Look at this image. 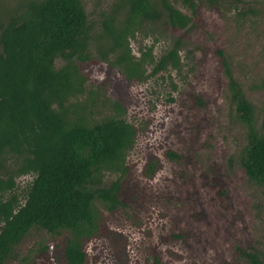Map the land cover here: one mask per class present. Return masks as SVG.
<instances>
[{
	"label": "rangeland",
	"instance_id": "obj_1",
	"mask_svg": "<svg viewBox=\"0 0 264 264\" xmlns=\"http://www.w3.org/2000/svg\"><path fill=\"white\" fill-rule=\"evenodd\" d=\"M29 1L0 0V23L21 13ZM197 1L203 26L175 33L165 14L156 21L140 20L124 55L107 38L104 20L117 11V24H123L127 0H82L89 44L82 57L71 61L83 84L70 99L71 108L93 124L122 118L137 128L133 145L124 152L121 203L115 211L97 204L98 228L85 240L88 264H153L155 255L162 264H264V183L242 165L249 129L237 114L216 54V48L224 50L264 135V0ZM170 2L192 16L185 0ZM178 38L180 67L155 71ZM66 63L59 57L55 64L60 68ZM167 149L181 158L166 157ZM148 151L163 161L152 179L142 173ZM120 174L104 171L101 186ZM218 176L229 187V207L219 202ZM33 178L32 173L16 177L13 193L22 203ZM171 233L184 237L165 239ZM74 237L68 231L61 240L35 227L5 264H67L62 243Z\"/></svg>",
	"mask_w": 264,
	"mask_h": 264
},
{
	"label": "trees",
	"instance_id": "obj_2",
	"mask_svg": "<svg viewBox=\"0 0 264 264\" xmlns=\"http://www.w3.org/2000/svg\"><path fill=\"white\" fill-rule=\"evenodd\" d=\"M185 2L192 16L170 0H127L123 24H117V11L104 20L107 38L114 49L127 55L129 38L140 20L156 21L165 14L175 33L203 26L198 1ZM88 28L82 0H31L21 13L0 23V264H5L35 227L61 240L63 233H74V238L62 243V256L67 264H88L85 240L98 228L97 204L115 211L121 203L126 180L124 152L133 145L137 128L122 118L90 123L69 103L83 89L71 61L74 56L82 57L88 48ZM181 44V38L176 39L157 61L155 71L180 67ZM216 54L228 76L237 114L249 129L242 165L251 178L264 183V135L256 127L255 106L233 74L224 50L216 48ZM59 57L67 63L57 68ZM192 97L204 104L201 96ZM164 155L181 158L172 149ZM162 167L161 157L148 151L143 175L152 179ZM106 170L121 174L109 185L101 186ZM28 173L34 178L22 203L13 191L16 177ZM218 179L219 202L229 207V187L221 176ZM9 192L11 196L6 197ZM183 237L184 233H171L165 239ZM170 253L176 259L182 258L177 252ZM162 263V257L155 255L153 264Z\"/></svg>",
	"mask_w": 264,
	"mask_h": 264
}]
</instances>
